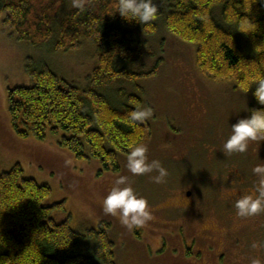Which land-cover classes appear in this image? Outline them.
<instances>
[{"label":"rangeland","instance_id":"rangeland-1","mask_svg":"<svg viewBox=\"0 0 264 264\" xmlns=\"http://www.w3.org/2000/svg\"><path fill=\"white\" fill-rule=\"evenodd\" d=\"M3 19L0 16V172L20 164L26 177L48 184L52 191L45 204L64 203L53 212L57 222L69 219L80 231L110 223L116 264H218L220 255L226 258L221 264H264V213L242 218L234 207L241 195L254 191L258 177L252 168L264 164V141L250 142L244 153L223 152L231 125L249 116L251 93L203 73L196 45L163 23L152 36L133 28L144 44L143 59L131 70L149 72L162 57L158 74L117 81L100 91L121 103L118 91L124 89L141 99L139 110H152L146 120L150 135L142 144L148 147L149 161L159 160L168 176L159 184L152 179L158 175L155 171L133 176L126 154L119 156L120 170H103L99 160L78 159L63 147L60 134L50 133L43 141L19 136L8 103L10 88L33 83L26 71L29 58L37 65L45 62L82 88L89 86L98 66L95 44L84 41L80 48L52 52L19 40ZM121 175L151 207L153 219L139 229L129 230L102 210L103 198Z\"/></svg>","mask_w":264,"mask_h":264},{"label":"trees","instance_id":"trees-1","mask_svg":"<svg viewBox=\"0 0 264 264\" xmlns=\"http://www.w3.org/2000/svg\"><path fill=\"white\" fill-rule=\"evenodd\" d=\"M79 2L81 8L73 6L74 0H0L3 24L19 40L52 52L92 41L98 57L86 88L29 58L26 71L33 83L8 92L12 127L19 136L43 141L50 133L60 134V144L78 159H96L103 170H120V154L143 143L150 127L146 120H129L141 105L138 96L120 89L123 102L110 96L112 102L100 89L158 74L162 57L149 72L131 68L143 59L144 44L133 28L152 36L159 23L196 45L203 73L252 94L249 116L264 108L253 95L256 76H264V0H153L158 14L148 24L123 18L115 11L117 0ZM249 21L256 30L240 31ZM51 191L48 184L26 177L20 164L0 172V264H116L111 224L80 231L69 219L57 222L53 212L64 203L46 205Z\"/></svg>","mask_w":264,"mask_h":264},{"label":"clouds","instance_id":"clouds-1","mask_svg":"<svg viewBox=\"0 0 264 264\" xmlns=\"http://www.w3.org/2000/svg\"><path fill=\"white\" fill-rule=\"evenodd\" d=\"M74 7L81 8L79 0H74ZM129 21L148 24L154 21L158 8L153 0H117L116 10ZM256 25L250 21L240 31L254 32ZM258 85L253 93L257 102L264 105V76H256ZM151 109L133 110L129 114L132 123L143 122L152 118ZM264 141V108L251 110V115L241 118L231 125V131L223 143L225 154L244 153L250 142ZM148 147L137 143L126 157L127 170L133 176L150 174L153 171L158 175L152 177L157 184L163 183L168 176V170L159 160L148 158ZM252 172L258 177L253 193L241 195L234 203L236 215L249 218L264 213V164H257ZM102 210L106 215L118 217L120 223L129 230L139 229L153 219L148 200L139 195L132 187L127 176L116 178L108 194L102 200ZM255 246V245H254Z\"/></svg>","mask_w":264,"mask_h":264},{"label":"flooded vegetation","instance_id":"flooded-vegetation-1","mask_svg":"<svg viewBox=\"0 0 264 264\" xmlns=\"http://www.w3.org/2000/svg\"><path fill=\"white\" fill-rule=\"evenodd\" d=\"M189 195H191V194H189ZM224 262L226 263V258H224V256H222V255L218 256L217 263L221 264V263H224Z\"/></svg>","mask_w":264,"mask_h":264},{"label":"water","instance_id":"water-1","mask_svg":"<svg viewBox=\"0 0 264 264\" xmlns=\"http://www.w3.org/2000/svg\"><path fill=\"white\" fill-rule=\"evenodd\" d=\"M189 194H191V193H189Z\"/></svg>","mask_w":264,"mask_h":264}]
</instances>
